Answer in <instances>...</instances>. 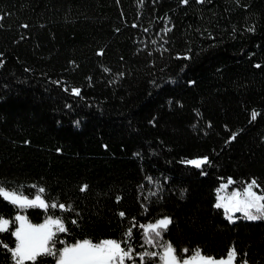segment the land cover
Listing matches in <instances>:
<instances>
[{
  "label": "trees",
  "instance_id": "1",
  "mask_svg": "<svg viewBox=\"0 0 264 264\" xmlns=\"http://www.w3.org/2000/svg\"><path fill=\"white\" fill-rule=\"evenodd\" d=\"M228 179L264 195V0H0V185L57 205L0 197V217L60 219L56 250L116 240L128 264H160L168 243L264 264V219L215 205Z\"/></svg>",
  "mask_w": 264,
  "mask_h": 264
},
{
  "label": "snow or ice",
  "instance_id": "2",
  "mask_svg": "<svg viewBox=\"0 0 264 264\" xmlns=\"http://www.w3.org/2000/svg\"><path fill=\"white\" fill-rule=\"evenodd\" d=\"M183 2L187 3V0H183ZM73 92L79 95V89H73ZM256 116L257 113L253 111L252 119H255ZM207 162V157L202 160L187 161V163L196 167H201ZM228 183L231 184L233 181L229 179ZM223 187H227V185ZM254 187H259V185L253 179L243 192L234 191L227 198L229 200L228 205L217 203L216 207L223 206L228 208L229 211L242 212L249 220L264 219V195H258L253 191ZM39 191L43 192L44 189L41 188ZM0 197L20 208L41 207L47 209L49 207H57L56 204H47L39 195L35 199L30 200L26 196L18 194L17 191L6 190L3 185H0ZM224 199V197H220L221 201ZM58 206L60 208L65 207L63 204ZM121 215L124 214L121 213ZM228 219L231 220L232 217L229 216ZM15 221H20V227L16 228L12 233L16 237V245L10 251L16 260V264H24L25 261H31L32 264H36L38 258L48 255L57 258L56 264H123L124 258L130 256L129 251L122 248L121 243L116 240H102L98 243H93L86 239L70 247L65 246L60 250H56L54 248L56 232L66 231L60 219L53 220L49 218L44 224L31 225L27 224V218L24 216H17L14 221L0 217V232L9 231L10 223L14 224ZM73 223L75 222L73 221ZM170 223L171 219L164 217L157 220L154 224L144 226L145 234L149 236L148 242L152 243L155 238H159L161 236L160 230H166ZM53 226H55V231H53ZM150 233H155V237H152ZM183 251L188 252V249ZM150 255L156 256L158 254L153 252ZM162 258L165 264H235L237 251L235 248H231L225 258L216 259L213 256L204 255L200 249H196L192 255L184 259L182 257L178 258L176 249L173 248L171 243H168L164 246Z\"/></svg>",
  "mask_w": 264,
  "mask_h": 264
},
{
  "label": "rangeland",
  "instance_id": "3",
  "mask_svg": "<svg viewBox=\"0 0 264 264\" xmlns=\"http://www.w3.org/2000/svg\"><path fill=\"white\" fill-rule=\"evenodd\" d=\"M203 159V157H197V158H191V159H188L187 161H190V160H202ZM186 161V162H187ZM187 164H189V163H187ZM189 165H193V164H189ZM194 166V165H193ZM228 181H229V179L228 180H226V181H222V182H220L219 184H218V186H217V188H216V190H215V205H217V203H221V204H224V205H228L229 204V200L227 199L228 197H230L231 196V194L234 192V191H239V192H243V190L247 187V185H248V183L244 186V188L243 189H241V190H237V189H232L231 187H230V184L228 183ZM251 182V181H250ZM249 182V183H250ZM224 185H227V187H223ZM253 191H254V189H253ZM257 193V192H256ZM258 195H262V194H259V193H257ZM37 196V195H36ZM36 196H33V197H27L28 199H35V197ZM220 197H224L225 199L223 200V201H221L220 200ZM8 201V200H7ZM230 206V205H229ZM222 210H223V212H224V216H225V218L227 219V220H229L228 219V217L229 216H231L232 217V219L231 220H229V221H233L235 218H236V216H238V217H240V218H242V219H245V220H249V219H247L245 216H244V214L242 213V212H235V211H229V209L228 208H226V207H220ZM17 216H24L21 212H18L16 215H15V217H17ZM164 218V217H163ZM49 218H46L43 222H41L40 224H44L45 223V221L46 220H48ZM52 219V218H51ZM159 219H162V218H159ZM158 219V220H159ZM53 220H55V219H53ZM157 221V220H156ZM155 221V222H156ZM155 222H153V223H147V224H144L143 226H142V228H143V231L145 232V228H144V226H147V225H149V224H154ZM27 224H30L29 222H27ZM40 224H31V225H40ZM20 227V221H16V228H19ZM15 228V229H16ZM55 228V226H53V229ZM15 231V230H14ZM14 238H15V241H16V237L14 236ZM104 240H109V239H104ZM102 241V240H101ZM16 245V244H15ZM70 246H72V245H70ZM70 246H68V247H70ZM15 247V246H14ZM163 251H164V249H163ZM163 251H162V255H163ZM229 252V251H228ZM227 252V253H228ZM192 255V254H191ZM12 256H13V254H12ZM189 257V256H188ZM188 257H186V258H184V259H187ZM226 257V255L224 256V257H222V258H225ZM126 258H128V257H125L124 258V260H123V264H128V263H126L125 262V260H126ZM13 259H14V257H13ZM216 259H220V258H216ZM14 262H15V264H16V260L14 259ZM129 264H131V263H129ZM160 264H165V261H164V259L162 258V260H161V263Z\"/></svg>",
  "mask_w": 264,
  "mask_h": 264
}]
</instances>
